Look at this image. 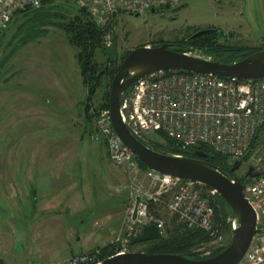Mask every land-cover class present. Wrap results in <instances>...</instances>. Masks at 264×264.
Returning a JSON list of instances; mask_svg holds the SVG:
<instances>
[{
	"label": "rangeland",
	"instance_id": "obj_1",
	"mask_svg": "<svg viewBox=\"0 0 264 264\" xmlns=\"http://www.w3.org/2000/svg\"><path fill=\"white\" fill-rule=\"evenodd\" d=\"M46 6L20 12L0 33V258L6 264H44L66 259L70 254L94 250H104L107 255L120 250L148 251L155 244L154 240L130 245L131 235L136 230L130 224L127 213L132 195L155 198L150 201L148 215L163 219L164 238H169L174 227L182 222L167 209L172 189L151 187L145 177L146 168L139 161L135 169H129L125 165L114 164L108 157L106 146L98 136L96 116L100 108L108 105L111 79L121 60L135 47L157 46L164 42L179 43L204 28L221 30V33H215L216 44L264 48V0H187L177 8L164 12L119 14L111 25L99 27L102 45L106 41L111 44L115 38L118 59L111 62L103 49L93 48L87 67L90 70L87 69L84 76L89 78L91 71L93 75L90 78L94 80L93 84L89 82L87 86L82 83L76 58L79 48L69 41L62 29V26L76 19L78 7L73 3ZM206 48L199 42L194 43L191 52L205 57L210 54ZM15 53L22 55L24 60L42 62L45 76L54 67L57 70L55 73L64 81L60 91H63L62 86L66 87L70 83L73 86L70 100L79 99L74 105L76 108H71L77 114V126L73 129L70 126V137L58 140L59 145L54 148V153L74 158L75 172L69 177L65 175L55 180L52 189L47 192L36 194L39 204L32 210V194L12 195V209L9 207L10 196L7 192L5 194L3 80L8 72L9 59ZM221 53L227 54L228 51ZM91 87H94V91H91ZM60 97L55 96L53 102L63 108V101L67 99L63 95ZM79 110L82 111V118H79ZM145 144L159 151L170 150V146L160 137H153ZM261 162H264V134L252 147L243 171L237 174L241 175L248 166L254 167ZM12 181L13 187L18 189L20 179ZM20 203L28 205L29 218L22 216L19 209L25 205L20 206ZM216 203L220 208L217 200ZM222 216L225 219L218 222L219 231L214 237L189 228L192 231L188 232L197 235L198 243L192 249L193 252L202 257L210 256L230 242L232 212L228 206ZM48 230L57 232L50 236L43 235ZM47 236L50 240L58 241L47 247L55 254V258L19 261L12 257L21 250L37 249L42 244L41 239Z\"/></svg>",
	"mask_w": 264,
	"mask_h": 264
},
{
	"label": "built area",
	"instance_id": "obj_2",
	"mask_svg": "<svg viewBox=\"0 0 264 264\" xmlns=\"http://www.w3.org/2000/svg\"><path fill=\"white\" fill-rule=\"evenodd\" d=\"M187 0H0V33L23 10L45 5L73 3L85 8L99 27L111 25L122 13L146 14L177 8ZM106 41L104 45H109ZM210 58V56H208ZM211 59V58H210ZM122 119L132 134L143 143L164 137L179 146L205 145L210 152L225 156L227 164L241 159L252 150L264 134V78L238 79L210 73L158 71L133 82L120 100ZM98 136L102 138L109 159L116 165L135 169L138 160L113 129L109 109L103 107L96 116ZM253 176L239 179L243 195L255 212L256 227L264 226V162L257 163ZM145 177L150 186L173 190L167 209L188 228L214 237L219 231L216 221L217 192L196 181L179 179L149 168ZM139 197L136 218H131ZM151 196L134 194L127 213L136 227L155 224L165 236L163 219L148 215ZM231 224V222H230ZM231 226V225H230ZM127 252L120 250L109 256ZM108 256V257H109ZM100 250L72 254L63 260L44 264H101ZM238 264H264V232L253 236Z\"/></svg>",
	"mask_w": 264,
	"mask_h": 264
},
{
	"label": "water",
	"instance_id": "obj_3",
	"mask_svg": "<svg viewBox=\"0 0 264 264\" xmlns=\"http://www.w3.org/2000/svg\"><path fill=\"white\" fill-rule=\"evenodd\" d=\"M217 28H204L191 34V38L217 33ZM113 62L118 59L115 38L109 45L100 47ZM181 43L164 42L157 46L140 45L132 49L120 62L111 79L108 109L114 131L121 141L147 168L179 179L202 183L214 189L232 212L230 242L218 253L194 259L178 253L127 251L106 257L101 264H238L247 251L253 236L264 232V226L256 227V217L249 200L243 195V186L233 171L241 161H247V150L241 159L235 160L228 170L210 163L212 153L195 150L197 157L158 151L143 143L125 125L120 111V100L129 86L141 77L158 71L184 70L194 73H210L238 79L264 78V49L252 52L244 58L229 62L200 57ZM248 169L250 176L254 175ZM139 197H136L131 218H136ZM162 238L155 224L142 226L131 245Z\"/></svg>",
	"mask_w": 264,
	"mask_h": 264
},
{
	"label": "crops",
	"instance_id": "obj_4",
	"mask_svg": "<svg viewBox=\"0 0 264 264\" xmlns=\"http://www.w3.org/2000/svg\"><path fill=\"white\" fill-rule=\"evenodd\" d=\"M8 64V72L5 73L3 80L4 112L2 118L6 148L5 194L7 192L10 196L9 207L11 209L13 205L11 202L14 200L12 195L32 194L34 196L30 204L32 210L36 209L39 204L36 202V194L47 192L52 189L55 180L65 175L69 177L75 172L74 158L60 156L54 153V148L59 145L58 140L70 137V126L72 129L77 126L75 123L77 114L71 108H76V101L79 99L70 100L73 94V86L70 83L66 87L62 86L63 91H60V86L64 84V81L60 80L54 67L50 68L48 74H52L51 77L45 76L42 62L36 59L24 60L22 55L16 53L10 57ZM62 95L67 99L63 101L65 110H61L63 108L59 103L55 105L53 102L55 96L59 98ZM81 110L78 112L79 118H82ZM70 113L73 114L70 116ZM17 178L20 179V185L18 189H15L12 179ZM26 205V203H20L23 208L20 207L19 210L24 218H29ZM48 222L50 223V220ZM56 232L57 230H48L43 232V235L50 236ZM49 236L41 239L42 244L37 249L21 250L12 257L19 261L28 258H55V254L53 255L52 250L47 247L53 246L58 241L57 239L50 240Z\"/></svg>",
	"mask_w": 264,
	"mask_h": 264
},
{
	"label": "trees",
	"instance_id": "obj_5",
	"mask_svg": "<svg viewBox=\"0 0 264 264\" xmlns=\"http://www.w3.org/2000/svg\"><path fill=\"white\" fill-rule=\"evenodd\" d=\"M46 7L49 8V5H47ZM27 11H30V10H23L21 12L25 13ZM78 11H79V14L76 16V19L62 26V29L65 31L66 35L68 36L69 41L73 45L79 48V51L77 53V59L80 65V71H81V76L83 79V84L87 86L89 85V82L92 83V81L94 80V78H90L92 77L93 72L90 71V74L92 73V75L89 78L85 77L84 75L87 69L90 70V68H87V67H89L88 65L90 63V59L92 56L91 50L93 48H100L102 45L101 44L102 32L99 26L96 24L95 20L92 18L91 14L85 8H78ZM82 18L86 20L82 21L83 20ZM214 39H215V33H208V34H203V35H200L194 38H191L190 36H188L187 38L182 39L181 42L179 43H184L185 44L184 46H186L187 48L193 49L194 43L197 44L199 42L200 45H204L205 47H207L206 51L207 53H210V54H207V56H210L212 60H219V61H224V62H229V61H232L233 59L244 58L254 51L264 49V48L248 47L246 45L236 46V47L222 46V45L216 44ZM225 51H228L227 54L225 53L226 55L221 53ZM110 61L112 62L111 59ZM179 71L189 73L188 71H184V70H179ZM90 89L91 91H94V87H91ZM105 107H108V105H105ZM162 138L167 143V145L170 146V150H167L168 152L166 153L181 154V155L190 156V157H197V155L195 154V150H202L205 152H210V149L207 146L202 145V144H199L193 147H183V146L177 145L175 142L167 138H164V137ZM254 145H252V147ZM162 152H165V151H162ZM139 163L144 168H147L140 161ZM210 163L213 165L219 166L224 170H225V167L230 166L227 164L226 157L220 154H217V153H212ZM216 200L220 206L219 208L218 205H215V214H216L215 216H216V221L218 223L220 222L221 219H223V221L225 219L222 216V213L225 211V207L227 206V204L221 199V197L218 194H217ZM214 204H217L216 201ZM186 227L187 226L184 223L178 224L177 226L174 227L173 232H171V236L169 238L162 237L158 240H154L155 244L153 245V247L150 250L145 251V252H148V253H156V252L178 253V254H182V255H185L187 257L194 258V259H201V258L209 257V256H205V257L199 256V254L192 251V249L198 243L196 240L197 235H195L193 232H188L192 230ZM193 231L198 232L199 234L200 233L206 234L200 230H193ZM222 249L223 248L214 252L212 255L218 253ZM109 255H107V253L104 250L102 251L100 250V257L102 259L108 257ZM0 264H6L2 258H0Z\"/></svg>",
	"mask_w": 264,
	"mask_h": 264
},
{
	"label": "flooded vegetation",
	"instance_id": "obj_6",
	"mask_svg": "<svg viewBox=\"0 0 264 264\" xmlns=\"http://www.w3.org/2000/svg\"><path fill=\"white\" fill-rule=\"evenodd\" d=\"M181 44L185 45L184 43H181ZM247 161H248V160H247ZM247 161H241V163L239 164V166L233 171V174H234L237 178H239V179H243V178H245V177H250V175L248 174V169H249L250 166L247 167V170H245L243 174H241V175H238V174H237L239 171H243L242 168H243L244 164H245ZM230 166H231V165H230ZM230 166H229V167H230ZM229 167H225V170H226V169L228 170ZM251 172H252L254 175L256 174V173L254 172V169H253ZM252 176H253V175H252Z\"/></svg>",
	"mask_w": 264,
	"mask_h": 264
}]
</instances>
